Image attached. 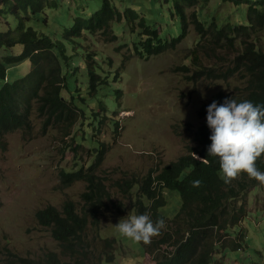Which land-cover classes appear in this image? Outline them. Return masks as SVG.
<instances>
[{"label": "trees", "instance_id": "16d2710c", "mask_svg": "<svg viewBox=\"0 0 264 264\" xmlns=\"http://www.w3.org/2000/svg\"><path fill=\"white\" fill-rule=\"evenodd\" d=\"M212 1L166 0L170 2L171 16L175 23H179L180 31L177 36L165 38L157 22L134 9L122 10L112 0H103L101 8L90 17L85 16L88 12L77 16L60 40L40 33L33 26L47 8L59 7L57 0H0V6L5 7L0 9V13L14 17L17 23L15 29L9 28L0 34V52L11 51L17 45L23 46L21 55L4 59L6 65L0 64V77L6 82L0 89V149H6L9 135L31 130L32 117L36 113L44 120L45 131L49 127H59L72 138L74 149L84 146L85 141H91L89 147L94 150L91 163H78L79 169L60 172L63 189L71 188L77 182L87 184V190L82 195V209L79 210L73 202H67L61 210L49 206L36 214L39 227L49 230L60 246L61 256L69 258L74 264L115 263L117 240L105 239L104 248L95 254L87 235L91 228L99 229L104 211L114 212L116 209L121 216L126 211L122 201L113 207L109 205L112 195L98 174L108 148L90 134L116 109L113 98L120 97L121 89H116L113 84L118 80L119 72L104 69L106 62L98 60L104 56L82 45L89 37L101 34L114 42L129 28L136 35L134 55L148 60L175 49L186 38L188 28L193 24L198 32L194 49L198 58L203 52L232 54L230 66L225 71L198 70V77L208 75L227 81L238 76L244 85L233 93L218 91L200 107L202 124L194 133L195 145L188 147L184 155L163 167L150 169L144 177L127 175L117 181L119 193L133 203L132 211L136 215L148 213L154 222L158 218L165 219L166 228L161 235L154 237L150 245L141 242L155 264H212L219 246L228 239L229 242L233 240L231 230L241 226L246 219L249 191L264 187V184L244 173L231 184L223 183L219 158L207 155L212 142L206 122V109L213 101L219 105L232 98L237 103L248 100L264 105V0H220L235 8L246 7V24L228 19L223 22L215 13L206 14L204 9ZM195 7L198 9L190 16L189 9ZM44 22L48 24L47 16ZM120 25L117 31L116 27ZM135 29L138 34H135ZM27 60H30L32 69L25 78L14 84L7 83L8 66ZM85 83L86 90L83 88ZM64 93L69 97H65ZM95 101L106 115L100 116L99 111L90 109V103ZM94 117L97 122H93ZM83 121H91L89 128H82L80 137L74 135L73 130ZM114 124L118 126L117 122ZM193 153L200 159L195 158ZM201 159L210 163L205 164ZM256 167L264 172V154L258 158ZM193 180H201L202 185L193 187ZM166 190L178 191L182 197L181 210L173 219L160 212L167 205ZM234 247L241 248V242L238 240ZM3 256L6 257V264L61 262L55 253L48 254L41 261H33L0 249V258Z\"/></svg>", "mask_w": 264, "mask_h": 264}, {"label": "rangeland", "instance_id": "374dc122", "mask_svg": "<svg viewBox=\"0 0 264 264\" xmlns=\"http://www.w3.org/2000/svg\"><path fill=\"white\" fill-rule=\"evenodd\" d=\"M57 1L59 7L47 8L33 26L42 34L62 40L77 16L88 12L85 16L90 17L101 8L103 0ZM112 1L122 10L134 9L157 22L165 38L179 34V23L173 21L170 2L166 0ZM197 9H189L188 14L191 16ZM204 10L206 14L219 15L223 22L227 19L242 24L247 22L246 7L235 8L214 0ZM46 16L49 19L47 25L44 22ZM16 25L14 17L0 13V34L9 28L15 29ZM120 28L121 25L116 30ZM134 32L138 34L139 31L135 29ZM135 38L136 35L128 28L114 42L99 34L87 38L82 44L104 56L98 59L106 62L104 69L119 72L118 80L113 84L116 89H121L120 97L113 98L116 109L90 134L108 148L98 174L112 195L109 205L113 207L122 201L126 211L124 216L116 209L114 212L104 211L99 229L91 228L87 235L95 254L104 248L105 239L117 240L114 264H155L141 242L122 235L115 227L121 219L136 215L132 211L133 203L119 193L117 181L127 175L144 177L150 169L176 161L188 147L195 145L194 133L202 124L200 107L218 91L233 93L244 86L238 76L227 81L208 75L198 77V70L225 71L230 66L232 54L203 52L198 58L194 52L198 32L193 24L189 26L186 38L175 49L148 60L134 55ZM22 51V45L11 51H1L0 64L6 65L4 59L18 57ZM31 69L30 60L8 66L7 83L22 80ZM5 84L0 77V89ZM83 88L87 89L86 83ZM64 95L69 97L67 93ZM96 104V101L90 103V109L99 111L100 116L106 115ZM97 120L94 117L93 122ZM43 122L35 113L32 129L9 135L6 149H0V249L33 261H41L48 254L55 253L59 255L60 264H74L69 258L61 256L60 246L49 230L39 227L36 214L49 206L61 210L67 202H73L79 210L82 209V195L87 190V184L77 182L71 188L63 189L60 172L79 169L81 163H91L94 150L89 147L91 141H85L84 146L74 149L71 137L59 127H49L45 131ZM90 122H79L73 130L74 135L80 137L82 128L87 130ZM165 197L167 205L160 212L173 219L181 210L182 197L174 190H166ZM246 209L248 215L243 224L231 230L233 240L229 242L228 239L219 246L212 264H264V187L249 191ZM238 240L242 244L239 249L234 247ZM0 264H6L5 256L0 258Z\"/></svg>", "mask_w": 264, "mask_h": 264}, {"label": "clouds", "instance_id": "9594fccd", "mask_svg": "<svg viewBox=\"0 0 264 264\" xmlns=\"http://www.w3.org/2000/svg\"><path fill=\"white\" fill-rule=\"evenodd\" d=\"M206 112L212 142L207 155L219 158L223 183L231 184L244 173L250 179L264 184V172L256 167L258 158L264 154V105L253 104L248 100L237 103L231 98L219 105L213 101ZM194 157L200 159L195 154ZM201 161L210 163L207 159ZM191 184L200 187L202 181L193 180ZM115 227L122 235L150 245L154 237L162 234L166 222L163 218L154 222L145 213L121 219Z\"/></svg>", "mask_w": 264, "mask_h": 264}]
</instances>
